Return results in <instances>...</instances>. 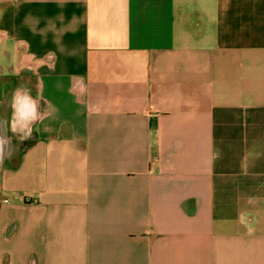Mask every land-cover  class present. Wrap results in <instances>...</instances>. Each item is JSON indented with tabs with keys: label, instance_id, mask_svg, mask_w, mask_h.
Returning a JSON list of instances; mask_svg holds the SVG:
<instances>
[{
	"label": "crops",
	"instance_id": "1",
	"mask_svg": "<svg viewBox=\"0 0 264 264\" xmlns=\"http://www.w3.org/2000/svg\"><path fill=\"white\" fill-rule=\"evenodd\" d=\"M20 87L0 264H264V0H0Z\"/></svg>",
	"mask_w": 264,
	"mask_h": 264
},
{
	"label": "clouds",
	"instance_id": "2",
	"mask_svg": "<svg viewBox=\"0 0 264 264\" xmlns=\"http://www.w3.org/2000/svg\"><path fill=\"white\" fill-rule=\"evenodd\" d=\"M11 109V119L0 120L5 125V135L0 137V161L5 155L11 156L12 141L7 132L10 130L13 134H18L22 141L28 139L32 134V125L42 117L38 101L30 95V90L26 87L15 90Z\"/></svg>",
	"mask_w": 264,
	"mask_h": 264
},
{
	"label": "flooded vegetation",
	"instance_id": "3",
	"mask_svg": "<svg viewBox=\"0 0 264 264\" xmlns=\"http://www.w3.org/2000/svg\"><path fill=\"white\" fill-rule=\"evenodd\" d=\"M13 146H14V145L12 144V149H13Z\"/></svg>",
	"mask_w": 264,
	"mask_h": 264
}]
</instances>
